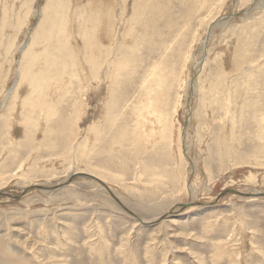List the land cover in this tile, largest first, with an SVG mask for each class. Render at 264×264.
Segmentation results:
<instances>
[{
  "label": "rangeland",
  "instance_id": "1",
  "mask_svg": "<svg viewBox=\"0 0 264 264\" xmlns=\"http://www.w3.org/2000/svg\"><path fill=\"white\" fill-rule=\"evenodd\" d=\"M0 264H264V0H0Z\"/></svg>",
  "mask_w": 264,
  "mask_h": 264
},
{
  "label": "bare ground",
  "instance_id": "2",
  "mask_svg": "<svg viewBox=\"0 0 264 264\" xmlns=\"http://www.w3.org/2000/svg\"><path fill=\"white\" fill-rule=\"evenodd\" d=\"M35 47H37V46H35ZM37 48H39V50L42 48L41 46H39V47H37ZM33 50H34V48H33ZM43 50H45V48L43 47ZM38 55V53L34 50V56L36 57ZM236 60V59H235ZM232 63H234V62H232ZM80 64V63H79ZM233 65H235V64H233ZM54 89V87L53 86H51L50 85V90H49V88H48V90H47V94H48V97H46V101H48V100H50V99H55L56 98V93H55V91L53 90ZM53 91V92H50V91ZM22 118H23V116H22Z\"/></svg>",
  "mask_w": 264,
  "mask_h": 264
}]
</instances>
